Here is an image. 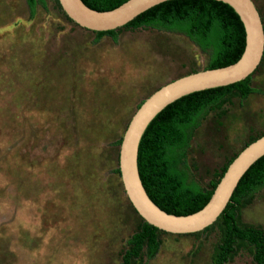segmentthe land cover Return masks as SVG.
<instances>
[{"label":"rangeland","instance_id":"374dc122","mask_svg":"<svg viewBox=\"0 0 264 264\" xmlns=\"http://www.w3.org/2000/svg\"><path fill=\"white\" fill-rule=\"evenodd\" d=\"M264 25V0H252ZM116 41L78 26L58 0H0V264H119L143 219L117 173L120 142L146 98L204 70L209 52L152 27ZM254 93L233 92L190 132L179 168L208 190L245 145L264 135V54ZM241 227L264 230V187L243 200ZM223 228L159 231V249L132 264H213ZM237 241L226 264H253Z\"/></svg>","mask_w":264,"mask_h":264},{"label":"trees","instance_id":"16d2710c","mask_svg":"<svg viewBox=\"0 0 264 264\" xmlns=\"http://www.w3.org/2000/svg\"><path fill=\"white\" fill-rule=\"evenodd\" d=\"M82 1L93 10L109 11L127 0ZM38 2L43 4L44 0H26L31 15H34ZM140 27L183 34L201 50L209 52L205 69L235 63L245 47V30L239 16L229 5L215 0H168L139 14L121 28ZM115 31L95 32L96 41L103 36H110L116 41ZM250 81L251 75L228 86L183 96L166 106L149 123L139 143L138 170L149 198L161 210L172 215L186 216L197 212L208 202L227 166L237 155L224 166L211 187L203 190L195 182L189 181L179 168L180 152L188 146L190 132L198 126L209 107L233 92L242 99L254 93ZM116 171L119 174V168ZM262 187L264 156L245 172L229 203L216 220L222 225L223 238L213 264H226L237 241L246 242L253 247V264H264V230L252 226L241 227L237 222V211L243 200ZM209 228L210 226L204 231ZM159 231L143 220L139 230L127 240L128 248L119 264H132L144 248L150 257L155 255L160 245Z\"/></svg>","mask_w":264,"mask_h":264},{"label":"water","instance_id":"95a60500","mask_svg":"<svg viewBox=\"0 0 264 264\" xmlns=\"http://www.w3.org/2000/svg\"><path fill=\"white\" fill-rule=\"evenodd\" d=\"M168 0H127L109 11H96L82 0H58L78 26L93 32L116 30L139 14ZM229 5L245 30V47L233 64L204 69L175 79L146 98L132 116L120 142L119 176L125 194L139 216L158 230L185 234L204 230L220 216L245 172L264 156V135L248 144L227 166L208 202L197 212L177 216L161 210L148 196L138 170L139 143L149 123L166 106L188 94L228 86L252 75L264 53V28L252 0H215Z\"/></svg>","mask_w":264,"mask_h":264}]
</instances>
